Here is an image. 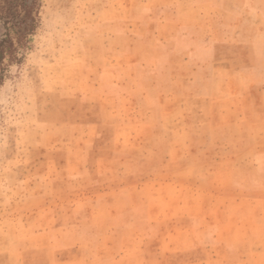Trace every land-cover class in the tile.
Returning <instances> with one entry per match:
<instances>
[{
	"label": "rangeland",
	"instance_id": "rangeland-1",
	"mask_svg": "<svg viewBox=\"0 0 264 264\" xmlns=\"http://www.w3.org/2000/svg\"><path fill=\"white\" fill-rule=\"evenodd\" d=\"M38 17L0 61V264H264V0Z\"/></svg>",
	"mask_w": 264,
	"mask_h": 264
},
{
	"label": "trees",
	"instance_id": "trees-1",
	"mask_svg": "<svg viewBox=\"0 0 264 264\" xmlns=\"http://www.w3.org/2000/svg\"><path fill=\"white\" fill-rule=\"evenodd\" d=\"M39 0H0V61L18 63L38 24Z\"/></svg>",
	"mask_w": 264,
	"mask_h": 264
}]
</instances>
